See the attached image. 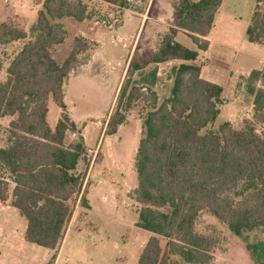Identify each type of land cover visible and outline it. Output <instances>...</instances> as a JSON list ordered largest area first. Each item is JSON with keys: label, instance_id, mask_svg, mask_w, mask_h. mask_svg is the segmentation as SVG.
Listing matches in <instances>:
<instances>
[{"label": "trees", "instance_id": "1", "mask_svg": "<svg viewBox=\"0 0 264 264\" xmlns=\"http://www.w3.org/2000/svg\"><path fill=\"white\" fill-rule=\"evenodd\" d=\"M90 0H45L36 22L26 31L19 18L0 24V46L23 42L0 83V118L11 117L7 146L0 148V202H10L27 221L28 243L55 250L63 241L72 217L73 198L82 190L76 173L86 149L84 140L67 143L76 131L64 101V84L90 49L84 37L74 40L72 51L59 64L51 49L64 43L66 30L52 19L89 18ZM126 10L129 0H97ZM223 0H176V27L201 51L213 29ZM177 30L164 34L157 50L133 58L119 89L105 134L116 135L135 105L145 114L135 158L138 184L133 197L142 207L137 227L151 233L138 264H209L212 241L195 230L207 211L238 237L264 228V69L246 78L253 100V119L241 130L225 122L219 132L201 131L221 112L223 88L201 78V68L190 64L199 52L175 40ZM250 43L264 45V0H256L246 29ZM174 60L171 95L159 102L154 89L158 68ZM0 58V72L3 69ZM139 74L140 80L133 78ZM61 108L53 130L48 123L49 101ZM82 206L89 208L86 197ZM166 239L165 249L160 239ZM255 264H264V242L247 245Z\"/></svg>", "mask_w": 264, "mask_h": 264}, {"label": "rangeland", "instance_id": "2", "mask_svg": "<svg viewBox=\"0 0 264 264\" xmlns=\"http://www.w3.org/2000/svg\"><path fill=\"white\" fill-rule=\"evenodd\" d=\"M166 1L171 5L176 2V0ZM149 2L150 0H129L128 9L122 10L104 2L90 0L87 2L89 18L85 24L73 18L52 19L53 23L67 31L65 42L51 49V54L58 63L64 62L69 56L76 39L74 34L82 28L86 30L85 32L92 33L93 41L88 40L91 44L90 49L79 56V63L75 68L92 56L99 45H102L99 56L102 58L103 55H107L110 62L114 63L115 69L110 63L104 65L106 66L104 74L101 65L98 64L96 72L98 69L99 75L96 73L95 78L90 81L80 82L76 79L66 89L70 116L81 121L80 128H86L89 132L88 145L84 141L86 152L81 160L79 174L85 177L89 172L92 173L85 188L92 209L88 212V209L82 206L81 192L73 198V213L64 233L65 238L57 251L52 252L29 243H26L25 247L19 244L18 234L22 226L18 222V217L21 216L11 208V200L3 205L0 204V264H138L139 256L152 236L151 233L137 227L142 206L133 197L138 184L135 158L142 136V118L146 113L144 105L138 103L127 113V121L119 127L116 135L102 139V133L107 128V121L116 105L115 101L112 110H109L122 70L120 58L127 56L133 49L135 50L133 58H142L157 50L165 34L164 29L159 28L158 24L164 25L163 21L169 23L171 21L169 16L158 17L157 14H160L161 10L159 5L158 8L155 6L156 0H154L148 17L153 18L156 24L146 25L141 31L136 18L139 19L148 10ZM242 6L239 14L235 16L237 24L234 38L239 47L236 60L238 67L247 73L262 68L259 59L264 57V50L254 51V44L248 41L246 35L254 6L251 7L244 1ZM128 21L134 22L128 24ZM114 41L117 43L116 47ZM176 41L189 49L196 50L194 42L182 34L177 36ZM21 47L22 43L16 46H0V58L4 64L0 72V81L7 78V67ZM234 56L235 53L228 62L230 65L235 59ZM157 68L161 77L154 89L159 95V102H162L171 95L170 81L173 66L158 65ZM133 80H140L139 74H136ZM245 80L240 81V84L245 89L246 98L249 99L251 95L246 91ZM223 84H226L225 81ZM244 114L250 115V111L245 109ZM56 115L57 109L54 107L49 118L52 127H55ZM11 121V117L0 118V148L8 144ZM246 121L251 120L239 118V121H234L233 127L241 130ZM225 122L227 118L220 115L214 123L204 128L201 134L211 131L217 133ZM257 131L264 135V126L258 125ZM80 139L77 134V139L70 141L78 142ZM93 157H95L94 162ZM95 181H101L103 185L95 189L93 188ZM84 196L86 197V193L82 194V197ZM195 230L212 241L213 259L209 264H255L247 245L264 242V228L238 237L226 224L207 211L200 215ZM14 231L12 239L11 235ZM160 241L162 248L165 249L168 241L163 238ZM172 259L180 264H186L179 257L173 256Z\"/></svg>", "mask_w": 264, "mask_h": 264}, {"label": "crops", "instance_id": "3", "mask_svg": "<svg viewBox=\"0 0 264 264\" xmlns=\"http://www.w3.org/2000/svg\"><path fill=\"white\" fill-rule=\"evenodd\" d=\"M44 1L45 0H37V1L36 0H0V24L4 23L5 21L8 22V21H11L15 18H19L25 24L26 31L28 32V28L36 22L37 17H38V13H39V11H41ZM192 1L196 2L199 0H192ZM243 1L246 4L251 5V7L255 6V3H256V0H223L221 6H220V8H219V10L215 16L213 29L210 32V34L208 35V37H206V40L209 42L208 49L206 51H201L198 49L197 45L194 43L195 47H196V51L199 52V56L196 59V61L190 62V64L199 66L201 68V78L202 79H204L210 83L219 85L220 87L223 88V93H222V97H221L222 105H221L220 115H223L225 118H227V122L231 123L233 126L235 125L234 121H239V118L241 120H243V118H246V120H252L253 115H254V111H253V100H254V98L252 96H250L249 99L246 98L245 93H244L245 89L243 87H241V84H240L241 83L240 81H244L250 75V73L252 71L245 73L242 68L238 67V64H237L238 61H236L238 58L237 52L239 51V47H238L237 41L234 38V30H236L235 28H236V24H237L235 16L239 14V9H241V7H243L242 6ZM153 2H154V0H150L149 5H148V10H146V12L144 14H142L139 17V19L136 18L137 22L139 21L138 26H139V29L141 31L144 30L146 25L152 26V25L156 24V22L153 21V18L151 19L148 17L149 12L153 6ZM158 5H159V9L161 10L160 14L159 13L157 14L158 17L159 16H160V18L162 16L171 17L170 23L167 21H163L162 19L159 18V20H162L164 22V25L161 23L158 24L159 28H162V30L164 29L165 34L168 33L169 31L173 30V29L177 30V33L175 35V40L177 39V36L181 35V34L184 35L185 37L190 38L185 32L177 29V27H176V14H175V10L173 8V5H171L166 0H156L155 6H157V8H158ZM86 21L87 20L83 21L82 23L85 24ZM132 22H134V21H132ZM132 22L128 21L127 23L131 24ZM121 28H119V31L121 30ZM82 29H80V30H78V32H76L78 34H76V33L74 34V38L75 37L76 38L77 37H84L85 39L90 40L92 42L93 41V37L91 36L92 33L85 32L86 30H82ZM66 38H67V35H66ZM96 42H98V41H96ZM21 43L23 46V42H16V43L9 44L7 46H12V45L16 46L17 44H21ZM114 43H115V41H114ZM253 44H254V48H253L254 51L255 50H264L263 49L264 45H259V44H255V43H253ZM101 46L102 45H99L98 48L94 51V54H92V56H90L86 61L79 64L76 68H74L72 70V72L70 73V75L68 76V78L66 79L65 84H64V96H65L64 101H65V104L67 107V109H66L67 115H68L70 121L76 126V130H78L75 132H77L78 136L81 139H83L87 145H88L87 137H88L89 132L87 131L86 128H83V129L80 128V123H82L81 121H77L74 118V116H72V115L70 116L69 111H68L69 105L67 102L66 89L69 86V84L73 83L76 79L79 80L80 82L90 81L92 78H95L96 73H98V75H99L98 69L96 72V67L98 64L101 65L102 70H103V74H104L105 69H106V66H104V65H106V63H110L111 66L114 68V63L110 62L107 55H103L102 58L99 56L100 55L99 49L101 48ZM114 46L116 47L117 43H115ZM243 46H245V45H243ZM123 49L125 50L124 44H123ZM191 50H195V49H191ZM134 52H135V50L133 49L132 51L128 52L129 54L127 56L120 58L122 60V63H121L122 70L120 72V76L118 77V82H117V86L115 89V95H114V98L112 100V103H111L109 110L110 109L112 110V108L115 104V101H116L119 89L121 87V84L123 83L124 79L126 78L130 63L132 61V58L134 57L133 56ZM233 53H235V56H234L235 59H234L232 65H230L228 62L231 61ZM259 61L262 64V68L259 70H263L264 69V57L262 56L261 59H259ZM62 63H64V62H62ZM62 63H59V64H62ZM100 63H102V64H100ZM182 63H184V62L179 61V60H174V61H171V62H168L165 64H160L159 66H173V67H175V66H178ZM160 77H161V74L158 72V80ZM3 79L4 80L0 81V83L7 80L6 78H3ZM223 81H225L226 84H223ZM170 82H171V84H173V76H172V80ZM249 100H250V103H249ZM48 105H49V112H48V118H47L48 123H49V118H50V115L53 111V108L55 107L57 109V115H56V119H55V127H52L51 124L49 123L50 127L54 130L56 128L59 120L61 119L62 110H61V108H59L56 105V103L53 100H50ZM245 109L250 111V115L244 114ZM98 117H100V116H98ZM237 118H238V120H237ZM95 119H97V118H95ZM108 121H109V119H108ZM108 121H107V123H108ZM105 131H106V128L103 130L102 139H104L105 137L108 138V136L105 134ZM107 138H105V139H107ZM70 140H72L71 137L67 136V140H66L67 143L74 142V141H70ZM80 169H81V161H80L78 168L76 170L77 174H79ZM91 176H92V173H90V172L88 174H86L85 177L82 176L83 188H82V191L80 194L82 197V194L86 193V199L88 200V203H89L88 212H91L92 203L87 198L88 192H86L85 188L87 185L86 183H87V181H89ZM102 185H103V183L101 181H95V183L93 184V188H95V189L100 188ZM0 204L3 205L5 203L0 202ZM11 208H13V207L11 206ZM13 210L16 214L18 213V215L21 216L15 208H13ZM21 218H23V217L21 216ZM21 218L18 217V222L21 223V226H22V229L19 231V234H18V243L22 244V246L25 247L26 243H28L25 239V233H26V229H27V221L26 220L23 221V219H25V218H23V219H21ZM12 227H14V224H12ZM13 233H15V231L12 232V235H11L12 239L14 238ZM57 248L55 249L56 251H57ZM47 250H49V249H47ZM55 250H50V251L54 252Z\"/></svg>", "mask_w": 264, "mask_h": 264}, {"label": "built area", "instance_id": "4", "mask_svg": "<svg viewBox=\"0 0 264 264\" xmlns=\"http://www.w3.org/2000/svg\"><path fill=\"white\" fill-rule=\"evenodd\" d=\"M68 136L71 137L72 140H76L77 139V133H75L74 131H69L68 132ZM94 160H95V157H93V162H94Z\"/></svg>", "mask_w": 264, "mask_h": 264}]
</instances>
